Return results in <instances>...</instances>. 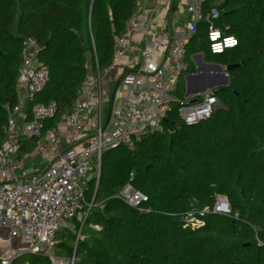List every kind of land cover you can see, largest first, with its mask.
Returning a JSON list of instances; mask_svg holds the SVG:
<instances>
[{"label": "trees", "instance_id": "obj_1", "mask_svg": "<svg viewBox=\"0 0 264 264\" xmlns=\"http://www.w3.org/2000/svg\"><path fill=\"white\" fill-rule=\"evenodd\" d=\"M137 2L0 0V143L6 104L17 102L23 40L37 41V57L49 69L35 95L56 104L48 127L71 109L88 71L112 66L115 39ZM212 10L217 16L198 20L188 37L181 77L196 71L197 54L231 66L228 84L213 89L221 107L196 123L182 122L180 78L172 109L156 130L102 152L98 175L83 186L86 213L74 228L57 232L56 256H75L73 264H264V0H204L203 16ZM210 22L238 43L212 53ZM127 183L147 196L141 209L117 197ZM217 196L229 212L213 211ZM190 211L200 224H191ZM24 255L26 264H52L35 253H20L13 264H25Z\"/></svg>", "mask_w": 264, "mask_h": 264}, {"label": "built area", "instance_id": "obj_2", "mask_svg": "<svg viewBox=\"0 0 264 264\" xmlns=\"http://www.w3.org/2000/svg\"><path fill=\"white\" fill-rule=\"evenodd\" d=\"M163 1L171 12V0H156L151 13L157 14ZM203 1H186L183 9L190 14L191 24L180 36H173L166 19H160V26L158 18H150L144 24L134 18L127 21L124 33L115 39L113 64L131 50L135 30L142 28L143 31L136 50L122 69L120 84L126 93L112 105L103 131L104 101L108 104L111 89H102L99 84L102 73L98 70L96 76L92 70L88 71L71 109L58 122L44 126L45 120L54 115L56 104L36 101L35 95L48 82L49 69L37 57V41L31 37L23 40L17 102L12 106L6 104L7 124L0 145V233L9 240L8 245H0V264H13L18 254L26 252L56 256L57 232L67 226V220L73 217L81 220L86 213L83 209L89 205L83 186L91 175H98L102 152L121 144L133 145L135 140L159 127L177 98L175 91L186 69V44L195 23L217 16L215 10L203 16ZM213 33H219L216 39L212 38ZM207 35L212 53L234 47L227 45L228 38L237 40L234 35H224L211 22ZM214 45H220L222 51L214 52ZM223 73L227 74L225 68ZM210 75H214L213 71ZM182 102L178 115L185 124L210 117L220 104L213 89L184 93ZM63 129L75 133V138L67 145H64ZM22 138H26L24 142ZM117 197L139 209L147 200L145 194L129 183ZM207 211L204 208L200 214ZM213 211L229 212L227 200L217 196ZM193 213H188L191 224H200ZM55 260L62 258L57 256ZM68 260L73 264L75 256Z\"/></svg>", "mask_w": 264, "mask_h": 264}, {"label": "crops", "instance_id": "obj_3", "mask_svg": "<svg viewBox=\"0 0 264 264\" xmlns=\"http://www.w3.org/2000/svg\"><path fill=\"white\" fill-rule=\"evenodd\" d=\"M187 0H171L172 10L166 9L168 4H165L166 1L161 3L162 8L157 13H151L156 0H138L135 11L133 14V18L138 21L140 24H144L150 18L156 19L158 18V26H160V19L163 21L166 19L168 21V25L172 31L173 36L183 35L190 28V22L188 21V14L184 11L183 7ZM177 11V14L174 12ZM182 16H180V14ZM143 29L136 30L132 36V47L131 50L127 53V55L121 60L115 62L107 71L102 72L99 77V84L103 90L108 91L110 87L116 83L117 80H120L122 75L123 66L127 63L133 52L136 50L138 45L137 40L140 38L141 31ZM93 76L97 75V71H93ZM64 131V145H67L75 138V133L71 132V129H63ZM78 142L74 143L77 144ZM81 143V142H80Z\"/></svg>", "mask_w": 264, "mask_h": 264}, {"label": "water", "instance_id": "obj_4", "mask_svg": "<svg viewBox=\"0 0 264 264\" xmlns=\"http://www.w3.org/2000/svg\"><path fill=\"white\" fill-rule=\"evenodd\" d=\"M194 62L196 64V71L194 73L187 74L185 76V83H186V92L185 95L189 94H194V93H200L204 92L207 89H214L218 88L221 86H226L228 84V76L227 74L223 73V67L218 64V63H209L206 62L201 54H197L193 56ZM207 66L213 70V73L215 76H218L221 78V80H210V81H203L202 78V73L200 70L204 67ZM226 70L231 69V66L225 67ZM120 84V80H117L115 85L113 86L111 93H110V100L109 104L107 107L106 111V117L105 121L102 127V131L106 128L109 118H110V113H111V108L113 105V100L114 96L117 90V87ZM215 92V90H214ZM28 253V252H26Z\"/></svg>", "mask_w": 264, "mask_h": 264}, {"label": "rangeland", "instance_id": "obj_5", "mask_svg": "<svg viewBox=\"0 0 264 264\" xmlns=\"http://www.w3.org/2000/svg\"><path fill=\"white\" fill-rule=\"evenodd\" d=\"M174 14H177V11L174 12ZM180 16H182L181 13H179ZM188 16H190V14H188ZM224 68V67H223ZM213 70L207 66H204L200 72L202 73V80L203 81H210V80H221L220 77L218 76H215V75H210V73L212 72ZM184 80V77H181V81ZM126 93V90L124 88L123 85L119 84V86L117 87V90H116V94H115V97H114V100H113V104L116 105L118 103V100L120 98V96L124 95ZM108 106V104L104 101V107H103V118H105V114H106V111H105V108ZM221 105L219 104L217 108H220ZM72 132V130H71ZM0 145H2V142L0 143ZM77 218L75 220H67V227L70 226V228H74V221H76ZM9 244V240L5 238L4 234L3 233H0V245H8ZM16 246H19V245H16ZM57 256H51L49 257L50 258V261L52 264H70L69 260L68 259H64L62 258V260H55ZM29 255H24L22 258H21V261L23 263H28V260H29Z\"/></svg>", "mask_w": 264, "mask_h": 264}, {"label": "clouds", "instance_id": "obj_6", "mask_svg": "<svg viewBox=\"0 0 264 264\" xmlns=\"http://www.w3.org/2000/svg\"><path fill=\"white\" fill-rule=\"evenodd\" d=\"M219 35V33H213V39H216V37ZM227 45L228 46H234L236 45L238 42L235 38H228L227 41H226ZM213 50L214 52H221L222 51V48L220 45H214L213 46Z\"/></svg>", "mask_w": 264, "mask_h": 264}]
</instances>
